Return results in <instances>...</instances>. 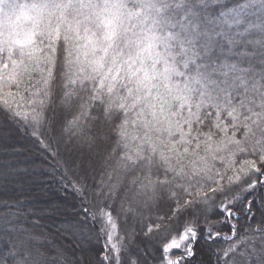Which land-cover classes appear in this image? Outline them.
<instances>
[{
  "label": "snow or ice",
  "instance_id": "6c2138e0",
  "mask_svg": "<svg viewBox=\"0 0 264 264\" xmlns=\"http://www.w3.org/2000/svg\"><path fill=\"white\" fill-rule=\"evenodd\" d=\"M16 7L0 264H264V0Z\"/></svg>",
  "mask_w": 264,
  "mask_h": 264
},
{
  "label": "rangeland",
  "instance_id": "374dc122",
  "mask_svg": "<svg viewBox=\"0 0 264 264\" xmlns=\"http://www.w3.org/2000/svg\"><path fill=\"white\" fill-rule=\"evenodd\" d=\"M28 2L30 0H4L3 9L0 10V38L7 37L10 32L26 27L24 22H20V9L16 5Z\"/></svg>",
  "mask_w": 264,
  "mask_h": 264
},
{
  "label": "trees",
  "instance_id": "16d2710c",
  "mask_svg": "<svg viewBox=\"0 0 264 264\" xmlns=\"http://www.w3.org/2000/svg\"><path fill=\"white\" fill-rule=\"evenodd\" d=\"M144 79L146 81H148L149 84H151V79L152 78L149 76V74L147 72H145ZM167 95H168V93L165 91V89L161 88L159 93L154 97V101H153L154 106H155V102L156 101H160L162 103H166L167 102Z\"/></svg>",
  "mask_w": 264,
  "mask_h": 264
}]
</instances>
